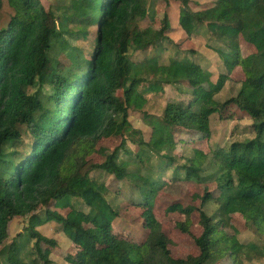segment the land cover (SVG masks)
<instances>
[{
  "label": "trees",
  "instance_id": "trees-1",
  "mask_svg": "<svg viewBox=\"0 0 264 264\" xmlns=\"http://www.w3.org/2000/svg\"><path fill=\"white\" fill-rule=\"evenodd\" d=\"M180 2L185 38L174 42L167 12L157 28L139 27L154 18L147 0L48 7L41 0H0L9 10L0 28V252L7 264H59L47 251L58 247L56 239L38 230L51 221L76 247L70 264H207L215 255L220 264L264 263V0ZM91 28L96 34L86 56L76 42L90 39ZM197 36L206 50L180 48ZM242 42L252 50L245 52ZM163 51L167 63L160 62ZM206 53L212 69L203 65ZM236 68L240 80L231 77ZM230 82L234 93L222 99ZM166 86H184L190 97L167 100L161 115L144 111L145 94ZM130 111L141 112L148 131L134 127ZM212 113L251 119L254 136L209 155L195 144L210 138ZM110 135L117 144L95 161ZM183 182L201 189L199 201H174L177 214L166 221L192 238L196 251L185 257L156 213L161 195ZM109 192L124 194L126 203L112 206ZM129 205L141 209L146 234L139 238L112 227ZM226 212L241 214L243 224L228 228ZM15 217L26 220L10 237ZM85 220L99 228V239ZM243 229L259 242L240 243Z\"/></svg>",
  "mask_w": 264,
  "mask_h": 264
},
{
  "label": "rangeland",
  "instance_id": "rangeland-1",
  "mask_svg": "<svg viewBox=\"0 0 264 264\" xmlns=\"http://www.w3.org/2000/svg\"><path fill=\"white\" fill-rule=\"evenodd\" d=\"M44 7H48L50 4H55L56 2H64L67 0H41ZM199 2L201 5L206 4L207 2H212L214 0H195ZM149 12L153 14L154 18L151 16V19L148 17L138 21L139 27H146L150 26L151 28H157L159 26L160 20L164 14V12H167L168 17L170 18V25L171 27L175 28L174 31H172L169 36L171 37V40L174 42L179 41L182 38H185L184 31L179 27L178 25V16L180 11L181 2L180 0H147V5ZM8 5L7 3H4L3 7L0 8V28L2 25H4L7 22L9 10L7 9ZM158 25V26H157ZM92 36H90V39L85 41H78L76 42V45L80 47L84 55L88 56L90 53L94 39H95V28H91ZM205 38L202 36L193 37L191 40L182 41L179 45L180 48H186V49H196L199 51L206 50L205 49ZM244 42H242V45ZM205 45V46H204ZM243 47L248 48L245 52H250L252 47L245 44ZM153 55L152 51H149L147 57H151ZM170 55L163 51L161 54L160 62L167 63L169 61ZM208 61H212V64L215 65L214 60L212 59L211 55L206 53V59L203 61V65L206 67H212L208 63ZM217 68V67H216ZM215 68V69H216ZM216 72V73H215ZM215 74L212 76V81L214 82L217 78V70H215ZM231 77L235 80H240L243 78V74L240 68H236L232 74ZM146 85V82H142L140 85V89L142 90L144 87L142 86ZM205 91H209L208 84H204L202 86ZM234 87H232V83H227L224 94L221 95V98H228L234 93ZM190 92L184 87L181 86L178 89H174L170 86H166L164 91L159 93H148L145 94L146 97V104L143 108L144 111L148 113H152L155 115H161L162 110L164 108L165 103L169 99H184L190 97ZM118 95H122L121 90L118 91ZM223 96V97H222ZM129 119L133 123L134 127H138L144 131H148L149 127L145 124L144 120L142 118L141 112H129ZM209 125L211 129V136L209 139H205L202 141H198L195 145L197 147L203 149L205 152H208L209 155L217 148L228 147L233 141H246V139H250L254 136V132L252 131L250 124L252 123L251 119L244 118L241 120H220L218 118L217 113H212L209 116ZM147 134V132H146ZM146 137V136H145ZM118 137L114 135H110L107 137L105 142L101 145L100 151L98 152L97 156L94 157L95 161H101L103 159L104 151L108 149V147H113L118 142ZM133 153V152H132ZM151 163L153 167L157 166V160L155 158L151 159ZM94 172H92L93 174ZM169 173L163 172L162 176H166ZM108 179V178H107ZM106 179V180H107ZM85 181L83 182V184ZM207 189H212V184H207ZM116 192H109L107 195V198L109 202L112 204V206L117 207L121 205L125 200L126 196L124 194L116 193ZM201 194V189L195 186V184L192 183H180V184H174L172 188L163 193L161 195L162 197V204L159 208L156 209V213L160 220L162 222L164 221L166 232L170 235L171 239L179 238V241L182 245L181 247V255L185 257L188 253H194L196 251V246L194 245V242L192 241V238L186 235H179L178 231L173 227L169 222L166 221V216L170 213L177 214L178 208L176 206L172 207L174 201H178L182 204L192 203L197 204L199 201L198 196ZM74 202L76 206L79 204L74 197L68 198L66 201ZM65 200H63V203H60L58 206H60L59 210L64 208L67 204ZM126 203V201H125ZM54 203H50V206H53ZM80 206V205H78ZM75 215H78L81 217L78 212L72 211ZM141 209L139 207H133V206H127L123 211H121L120 216L115 219L112 222L113 230L117 233L121 234H130L135 238H139L142 235L146 234L145 229L142 226V220H141ZM224 220L225 224L228 228L235 227L239 225L240 223L243 224L244 217L241 214L238 213H225L224 214ZM78 218V217H77ZM26 217H15L9 222L8 225V232L10 237H13L18 231L22 229L25 223ZM54 222H49L44 225H41L38 227V230L43 233L46 236L53 237L57 240L58 247L57 248H48V254L50 258L55 259L59 264H70L66 258L71 257L74 255L76 247L72 243V241L62 232H54L53 226ZM85 228L92 234L97 236L100 232L99 228L92 226L88 221L85 220ZM56 235V236H55ZM55 236V237H54ZM237 238L240 243H247L249 241H255L259 242L260 237L253 231V230H247L243 229L242 231L237 233ZM47 249V247H45ZM25 254H23L24 256ZM25 257V256H24ZM219 256H213L211 259H209L207 264H220ZM7 255L6 253L0 252V264H7ZM256 264H264L263 261H258Z\"/></svg>",
  "mask_w": 264,
  "mask_h": 264
},
{
  "label": "crops",
  "instance_id": "crops-1",
  "mask_svg": "<svg viewBox=\"0 0 264 264\" xmlns=\"http://www.w3.org/2000/svg\"><path fill=\"white\" fill-rule=\"evenodd\" d=\"M55 236H56V235H55ZM55 236H54V237H55ZM56 241H57V240H56ZM52 259H53V258H52ZM54 260H55V259H54Z\"/></svg>",
  "mask_w": 264,
  "mask_h": 264
}]
</instances>
